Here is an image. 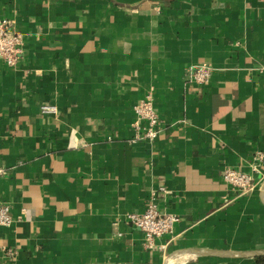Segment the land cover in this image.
Wrapping results in <instances>:
<instances>
[{"label": "crops", "instance_id": "1", "mask_svg": "<svg viewBox=\"0 0 264 264\" xmlns=\"http://www.w3.org/2000/svg\"><path fill=\"white\" fill-rule=\"evenodd\" d=\"M2 17L23 44L0 59V264H257L264 161L245 195L222 173L264 152V0H0ZM147 92L160 130L134 141ZM149 200L178 220L146 247L125 214Z\"/></svg>", "mask_w": 264, "mask_h": 264}, {"label": "built area", "instance_id": "2", "mask_svg": "<svg viewBox=\"0 0 264 264\" xmlns=\"http://www.w3.org/2000/svg\"><path fill=\"white\" fill-rule=\"evenodd\" d=\"M22 32L16 27L13 20L8 17L0 18V59L9 67L15 66L22 54ZM264 74V64L258 67ZM211 67L199 64L189 74L190 80L203 84L210 78ZM43 112H54L52 105L41 106ZM134 119L130 126L133 131V140H152L160 130V118L156 112L153 96L147 92L143 98L133 105ZM264 161V152L257 150L254 153L249 170L227 166L222 173V180L230 191L236 195H245L252 191L255 184L254 174L258 172ZM2 169L0 168V173ZM125 220L141 230L144 245L152 246L156 238L168 234L178 216L172 212L159 209L157 204L149 200L141 212H128ZM12 216L8 204L0 203V225H10ZM160 247H164L160 245Z\"/></svg>", "mask_w": 264, "mask_h": 264}, {"label": "water", "instance_id": "3", "mask_svg": "<svg viewBox=\"0 0 264 264\" xmlns=\"http://www.w3.org/2000/svg\"><path fill=\"white\" fill-rule=\"evenodd\" d=\"M220 254L221 255H242L243 253L231 252V251H222V252H220ZM251 255L254 257L264 256V251L263 252H253V253H251Z\"/></svg>", "mask_w": 264, "mask_h": 264}, {"label": "trees", "instance_id": "4", "mask_svg": "<svg viewBox=\"0 0 264 264\" xmlns=\"http://www.w3.org/2000/svg\"><path fill=\"white\" fill-rule=\"evenodd\" d=\"M255 261L257 264H264V256L257 257Z\"/></svg>", "mask_w": 264, "mask_h": 264}]
</instances>
